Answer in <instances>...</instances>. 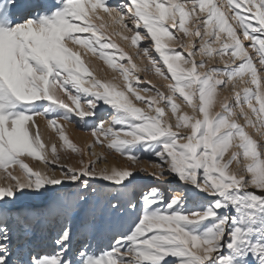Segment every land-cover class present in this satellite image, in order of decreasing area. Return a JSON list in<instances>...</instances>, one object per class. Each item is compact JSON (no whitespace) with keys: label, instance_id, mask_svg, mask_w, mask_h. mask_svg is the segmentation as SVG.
Returning <instances> with one entry per match:
<instances>
[{"label":"snow or ice","instance_id":"6c2138e0","mask_svg":"<svg viewBox=\"0 0 264 264\" xmlns=\"http://www.w3.org/2000/svg\"><path fill=\"white\" fill-rule=\"evenodd\" d=\"M113 36L171 81L167 93L141 81ZM88 52L119 71L123 87L97 78ZM226 55L223 67L209 63ZM261 72L264 0H0V264H264V144L233 118L240 107L264 135ZM229 84L234 102L215 111ZM37 117L59 147L45 143ZM71 120L90 131L89 151L69 138L61 121ZM96 144L128 165L97 168L107 158ZM69 150L78 166L62 162ZM145 173L150 182L137 183ZM24 198L43 206L12 207ZM46 225L52 248L35 242ZM77 227L88 239L78 248ZM100 233L106 242L94 246Z\"/></svg>","mask_w":264,"mask_h":264},{"label":"rangeland","instance_id":"374dc122","mask_svg":"<svg viewBox=\"0 0 264 264\" xmlns=\"http://www.w3.org/2000/svg\"><path fill=\"white\" fill-rule=\"evenodd\" d=\"M118 0H109L110 5H114L115 3H117ZM219 3L221 4H225L226 0H218ZM191 3V0H189V4ZM243 10V9H242ZM203 15V14H202ZM229 15H231V13H229ZM195 19V18H194ZM231 23H233L235 25V21H230ZM130 35V34H129ZM112 39L120 45L121 48L124 49V51L128 52L131 56L132 59L134 61V63L137 65L138 69H140V71H138L136 73V75H139V77L141 78V81L147 82V81H151L152 85H155L156 88H159L160 90L164 91L165 93L168 92V88L167 85L169 83H171L170 80H165L163 77L159 76L158 74L155 73L154 70L151 69L150 67V63H149V59L148 57L144 56L143 53H141L139 56L136 55L138 49L135 46H132L130 41L128 40H124L122 39L120 36H113ZM241 39H243V36L241 35ZM170 44H175V41H170ZM248 42L245 41V45L247 46ZM143 46V45H141ZM84 50L82 49V52ZM249 51L251 52L252 49L249 48ZM85 62L89 65V67L92 69V71L95 73V76L99 79H103V80H110L113 83L123 87L124 85V81L122 78V75L119 71L114 70L113 68H111L110 66H108L103 60H101L99 58L98 55L94 56L91 52H88L85 56H84ZM197 59H199V57H197ZM253 60L254 63H257L258 65V58L253 55ZM225 61H227L228 63H231V58L230 55H226L224 57L223 60H221L219 57H215L213 60L209 61L210 64H217L221 67H223ZM125 65H127V62L124 61ZM148 68L149 70L144 71L143 69ZM260 75L262 77H264V72H261ZM250 78L248 76H245V80H249ZM143 86H147L146 84H144ZM243 87H254V85H251L250 83L248 84H238V89L237 90H242ZM137 91H139L141 93V95L147 96V95H154L155 93H145L142 91V87H137L136 89ZM233 96L234 93L232 91V86L231 84H229L227 87H222L218 90V97H217V102H216V106H215V111H220V102L227 97L229 99V101L234 102L233 101ZM133 101L136 102L138 104L139 107L144 108L146 111L148 110V107L146 104L144 103H140L138 101H135V97H132ZM177 103L181 105V111H187L191 114L192 109L190 107L187 106V104L182 100V98L177 97ZM253 103H255V101H253ZM243 110L244 112H247L249 114V116H252L253 119H255V116L251 113V110L248 109L247 105H243ZM240 107H235L234 108V112L236 113V115L233 117L234 119L237 120L238 123H240L241 125L245 126V130L249 133V135H251L254 139H256L258 141V143L264 144V135H261L260 133L256 132V130L250 126L247 125L245 123V119L242 115H240ZM167 115L169 117H171V111L170 109H166ZM106 115H102L101 118L104 119L105 121V126H107V123L109 121L110 118H105ZM45 124H46V120L45 118L41 117ZM69 125H67L65 122H62V124H64L66 132L69 136V138L73 141V143L77 144L81 149H84L86 152L89 151L86 148V140H88V142H92L93 137L91 136V133L89 130L87 129H83L77 126L75 120H71V121H67ZM172 122L175 123V119L172 118ZM70 127V128H68ZM264 131V130H262ZM53 137H54V141H48L46 144H51L53 142H55L57 144V146L59 147L60 145V141L58 139V136L56 135V133L50 129L49 132ZM84 138V140H82ZM43 139L45 140V138L43 137ZM103 139V138H102ZM89 144V143H88ZM95 147L101 151V153L103 154L104 157L107 158L106 161L101 160L100 162L97 163V168H102L104 167L103 163H108L110 160L113 162V164H119L120 166H127L128 165V161L126 160L125 157L120 156L118 153L109 151L106 149V147H101L99 144H96ZM233 150H238V149H233ZM92 151V149H91ZM98 152V154H100ZM80 156L78 153H71V151L69 150L67 155L64 152H61V160L62 162H67V163H71L74 166H78V162H79ZM85 160L88 159V156L85 155L84 157ZM30 163L31 166L33 167H41L42 165L38 164L37 162H33L32 160L28 161ZM140 164H142L144 167L149 168V170L151 171L152 168L148 163V158L145 156L141 161ZM233 171H236L238 174L240 175H246V172H244L242 170V167L240 164L237 163H233V165L231 166ZM143 179L142 180H138L137 183H148L149 178L147 176V174H142ZM42 203L39 199L36 198H24L20 201H17L15 204L12 205L13 208H19V209H26V208H39L42 207ZM77 240L74 242L75 243V247H79V240H80V229L79 227H77ZM55 238V231L52 227L49 226H45L37 235L36 238V244L39 245L40 247H44L45 244H47L48 246L46 248H52L54 247L53 245V240ZM83 242L87 243L88 239L87 238H83ZM103 242H106L105 240V234L104 233H100L97 234L94 238H92V243L93 245H97L100 244L102 245Z\"/></svg>","mask_w":264,"mask_h":264},{"label":"bare ground","instance_id":"6f19581e","mask_svg":"<svg viewBox=\"0 0 264 264\" xmlns=\"http://www.w3.org/2000/svg\"><path fill=\"white\" fill-rule=\"evenodd\" d=\"M105 118H106V119H107V118H110V115H106ZM36 119H37V123H38L39 126H40V129H41V132H42V134H43V137L45 138V143H47L48 141H54L55 139H54V137L49 133V132H50V129L47 128V126H46L44 120H43L41 117H37ZM109 120H110V119H109ZM62 122H65V121H62ZM65 123H66L67 125H69L68 122H65ZM68 128H70V127H68ZM82 140H84V138H83ZM88 143H90V142H88V140H86V144H88ZM92 151H94V152H98L99 150L94 146V147L92 148ZM99 153H101V151H99ZM102 164L104 165V167H105V166H109V167H111V166H117V167H119V164H120V163L114 165L113 162L110 160L108 163L105 164V163L102 162ZM80 231H81V230H80ZM83 238L85 239V237L81 235L80 240H79L78 243L83 242ZM47 246H48V245L45 244L44 248H46Z\"/></svg>","mask_w":264,"mask_h":264}]
</instances>
